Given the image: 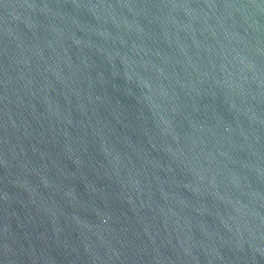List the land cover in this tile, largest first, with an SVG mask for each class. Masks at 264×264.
Returning <instances> with one entry per match:
<instances>
[{
    "label": "water",
    "instance_id": "obj_1",
    "mask_svg": "<svg viewBox=\"0 0 264 264\" xmlns=\"http://www.w3.org/2000/svg\"><path fill=\"white\" fill-rule=\"evenodd\" d=\"M0 264H264V0H0Z\"/></svg>",
    "mask_w": 264,
    "mask_h": 264
}]
</instances>
